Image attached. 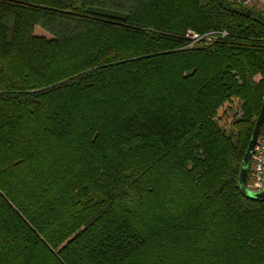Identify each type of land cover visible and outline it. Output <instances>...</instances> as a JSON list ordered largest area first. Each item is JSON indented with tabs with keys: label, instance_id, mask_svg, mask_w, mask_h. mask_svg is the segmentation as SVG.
<instances>
[{
	"label": "trees",
	"instance_id": "obj_1",
	"mask_svg": "<svg viewBox=\"0 0 264 264\" xmlns=\"http://www.w3.org/2000/svg\"><path fill=\"white\" fill-rule=\"evenodd\" d=\"M225 5L0 0V264H264V17Z\"/></svg>",
	"mask_w": 264,
	"mask_h": 264
},
{
	"label": "built area",
	"instance_id": "obj_2",
	"mask_svg": "<svg viewBox=\"0 0 264 264\" xmlns=\"http://www.w3.org/2000/svg\"><path fill=\"white\" fill-rule=\"evenodd\" d=\"M226 4L234 8H242L244 10L258 11L264 17V0H224ZM224 31H208L205 33H197L188 30L185 34L187 40L186 48H193L199 45H210L215 41L226 36ZM264 126V124H263ZM264 172V127L262 134L259 133L256 144L253 148L247 178L250 181L249 187L255 192L260 191L263 187Z\"/></svg>",
	"mask_w": 264,
	"mask_h": 264
},
{
	"label": "water",
	"instance_id": "obj_3",
	"mask_svg": "<svg viewBox=\"0 0 264 264\" xmlns=\"http://www.w3.org/2000/svg\"><path fill=\"white\" fill-rule=\"evenodd\" d=\"M226 7L231 9L232 11H236V8L226 4ZM247 14H250V11H247ZM264 124V100L263 104L260 110L259 117L257 119V122L255 124L254 131L252 133V136L250 138L246 153L244 155V158L241 163L240 167V174H239V188L243 194H245L247 197L255 200H264V172H263V187L260 191L258 192H252L247 188L246 181H247V174H248V167H249V162L251 159L252 151L253 148L256 144V141L258 139L260 129Z\"/></svg>",
	"mask_w": 264,
	"mask_h": 264
},
{
	"label": "rangeland",
	"instance_id": "obj_4",
	"mask_svg": "<svg viewBox=\"0 0 264 264\" xmlns=\"http://www.w3.org/2000/svg\"><path fill=\"white\" fill-rule=\"evenodd\" d=\"M188 30H192V29H188ZM195 31V30H193ZM34 34L37 35V36H44V37H47V38H51L50 35H48L45 31H43L42 29L36 27L35 28V31H34ZM201 47V46H200ZM221 128L223 129V131L226 133V134H232L233 130L231 127H222ZM250 163V162H249ZM249 184H250V181L248 180L247 178V181H246V185H247V188L252 191V192H255V190H253L251 187H249ZM258 192V191H257Z\"/></svg>",
	"mask_w": 264,
	"mask_h": 264
}]
</instances>
